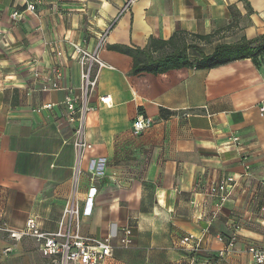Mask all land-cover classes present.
<instances>
[{
    "label": "crops",
    "instance_id": "crops-1",
    "mask_svg": "<svg viewBox=\"0 0 264 264\" xmlns=\"http://www.w3.org/2000/svg\"><path fill=\"white\" fill-rule=\"evenodd\" d=\"M128 1L0 0V226L20 231L33 219L54 232L75 200L80 232L110 238L103 264H195L181 244L188 235L198 240L196 264H253L246 249L264 250V63L133 76L132 59L109 47L182 34L197 49L192 61L263 35L264 0ZM103 34L99 57L111 69L88 96L90 148L78 151L64 105L80 96L72 44L94 50ZM140 114L153 123L133 135ZM226 177L235 184L220 203L209 190ZM124 227L127 249L118 246ZM0 264L57 261L33 239L0 231Z\"/></svg>",
    "mask_w": 264,
    "mask_h": 264
},
{
    "label": "built area",
    "instance_id": "built-area-1",
    "mask_svg": "<svg viewBox=\"0 0 264 264\" xmlns=\"http://www.w3.org/2000/svg\"><path fill=\"white\" fill-rule=\"evenodd\" d=\"M133 0H129L131 3ZM34 5L29 4L26 11L33 12ZM20 17L18 13H13L11 18L16 20ZM105 34L98 38V44L94 50H88L83 45L72 44L73 54L77 58L80 67V96L73 98L67 96L64 102L68 112V121L73 123L74 130L72 134V145L78 150H86L90 145L86 143L84 136L85 123L90 108L88 106V96L97 87L102 70L111 69L99 57V50ZM57 88V85H53ZM103 104L109 102L108 98H100ZM50 108V106H46ZM263 111V108L261 109ZM150 118L138 115L131 124L133 135H140L143 131L152 125ZM232 145L239 143L238 137H232ZM235 184L232 177H226L218 184L212 186L209 190L211 196L219 199L220 203L225 202L231 194V189ZM80 208L75 200L69 201L63 209L58 228L54 232H41L33 219H28L20 231L10 230L7 226H0V231L7 233L8 236L20 241L23 238H31L38 245L39 252L47 258H55L57 264H103L107 258L112 256L113 248L110 245V238H96L83 235L80 232ZM219 242H223L218 237ZM133 243L132 232L130 227L121 229V236L118 240V246L122 249L131 247ZM181 244L189 246L191 252L198 250V240L191 236H185L181 239ZM234 245V239H231L225 250L218 253L222 258ZM253 264H264V250L255 246H249L246 249ZM203 264H209L204 262Z\"/></svg>",
    "mask_w": 264,
    "mask_h": 264
},
{
    "label": "trees",
    "instance_id": "trees-1",
    "mask_svg": "<svg viewBox=\"0 0 264 264\" xmlns=\"http://www.w3.org/2000/svg\"><path fill=\"white\" fill-rule=\"evenodd\" d=\"M193 39L207 41L210 36H190ZM109 49L127 55L132 59L131 75L139 74H163L171 70L182 68H194L196 70H210L234 61L251 60L256 66L264 63V34L253 40H242L235 45H220L215 47L209 55H203L198 59L190 60L188 50H197L193 46H187L182 34H173L167 41L150 39L145 48L130 49L127 47L113 46ZM198 255L190 252L189 261L195 264L199 262ZM213 263L212 258L208 261Z\"/></svg>",
    "mask_w": 264,
    "mask_h": 264
},
{
    "label": "rangeland",
    "instance_id": "rangeland-1",
    "mask_svg": "<svg viewBox=\"0 0 264 264\" xmlns=\"http://www.w3.org/2000/svg\"><path fill=\"white\" fill-rule=\"evenodd\" d=\"M129 2V1H128ZM22 240V239H21Z\"/></svg>",
    "mask_w": 264,
    "mask_h": 264
}]
</instances>
